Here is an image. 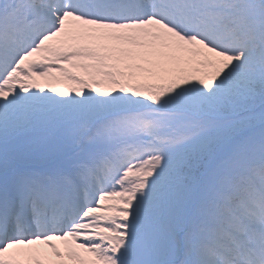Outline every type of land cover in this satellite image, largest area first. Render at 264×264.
I'll return each instance as SVG.
<instances>
[{
  "label": "snow or ice",
  "instance_id": "snow-or-ice-1",
  "mask_svg": "<svg viewBox=\"0 0 264 264\" xmlns=\"http://www.w3.org/2000/svg\"><path fill=\"white\" fill-rule=\"evenodd\" d=\"M0 264H264V0H0Z\"/></svg>",
  "mask_w": 264,
  "mask_h": 264
}]
</instances>
